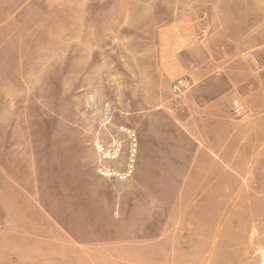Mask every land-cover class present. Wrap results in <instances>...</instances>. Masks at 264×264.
I'll return each mask as SVG.
<instances>
[{
    "label": "rangeland",
    "instance_id": "obj_1",
    "mask_svg": "<svg viewBox=\"0 0 264 264\" xmlns=\"http://www.w3.org/2000/svg\"><path fill=\"white\" fill-rule=\"evenodd\" d=\"M6 20L0 264H264V0Z\"/></svg>",
    "mask_w": 264,
    "mask_h": 264
},
{
    "label": "crops",
    "instance_id": "obj_2",
    "mask_svg": "<svg viewBox=\"0 0 264 264\" xmlns=\"http://www.w3.org/2000/svg\"><path fill=\"white\" fill-rule=\"evenodd\" d=\"M31 0H0V24H3L8 16L18 13L21 6L26 5Z\"/></svg>",
    "mask_w": 264,
    "mask_h": 264
},
{
    "label": "built area",
    "instance_id": "obj_3",
    "mask_svg": "<svg viewBox=\"0 0 264 264\" xmlns=\"http://www.w3.org/2000/svg\"><path fill=\"white\" fill-rule=\"evenodd\" d=\"M173 89L175 90V89H177V87H175V86H174V88H173ZM178 91H179V90H178Z\"/></svg>",
    "mask_w": 264,
    "mask_h": 264
}]
</instances>
